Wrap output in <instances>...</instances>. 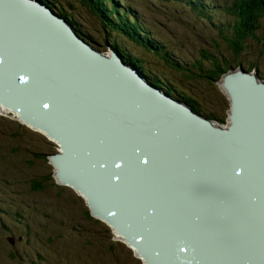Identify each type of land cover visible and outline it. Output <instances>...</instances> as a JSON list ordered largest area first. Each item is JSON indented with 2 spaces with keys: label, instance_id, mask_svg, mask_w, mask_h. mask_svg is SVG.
I'll return each instance as SVG.
<instances>
[{
  "label": "bare ground",
  "instance_id": "bare-ground-1",
  "mask_svg": "<svg viewBox=\"0 0 264 264\" xmlns=\"http://www.w3.org/2000/svg\"><path fill=\"white\" fill-rule=\"evenodd\" d=\"M19 2V0H0V113L12 115L15 111L16 116L17 114L18 116L23 115L27 121L36 120L44 123L45 128L51 132L58 131L56 135H51L49 131L22 121L33 131L50 136L49 139L59 145L61 151L58 152L60 155L56 160L58 164L68 161V156L72 158L71 154L77 151L79 154L82 151L81 147L87 148L94 154L99 145L96 141L97 138L90 136L92 133L82 131L79 123L75 122L82 123V117L79 114L62 113V119L59 117L57 113L59 104L77 103L85 109L97 107L91 110L102 111L98 113H103L105 111L103 108H105L107 109L105 117L103 118L99 114L97 118L102 119L106 124L111 121L124 122L125 127L120 129L121 132H127L132 137L135 136L136 130L144 131L150 122L159 126L174 121L176 118L191 121L187 116L180 117L181 115H178L181 109L177 107L179 102L166 103L155 97L154 94H150L151 92L149 93L146 89L134 86L136 82L124 72V70L127 73L131 72L128 68L130 64L121 59L118 68L112 53L110 55H112L113 63L106 64L95 59L98 51L88 43L93 55L96 54L94 58L90 57L92 61L88 59L83 63L68 61L69 52L77 54L75 51L77 40H70L71 48L67 43L65 32L59 29L46 15L47 10L40 6L35 7L33 2L26 6ZM39 8H43V10L41 11ZM26 32L33 36L28 41L25 55L21 51L23 55L20 56L17 43L22 40ZM112 51L116 50L113 48ZM48 55H51L50 57L53 59V64L50 65L48 71L52 75L61 76L57 79L47 78L44 76L45 73L40 74L37 67L38 64L46 62L45 58ZM23 60L27 61L26 64L32 68L25 69ZM74 74H78L76 78L67 77ZM51 82H56L53 84L54 89L51 85L49 86ZM140 82L142 83V81ZM57 83L81 85L82 89L80 88L79 91L82 92L83 98L77 96V98L61 99L59 97L61 86L57 87ZM38 84L39 88H37ZM146 84L148 87H152L151 84L149 85L147 82ZM227 86L230 93L227 89L225 90L228 97L231 98V103H233L231 93L233 91L236 93L238 104L236 123L237 130H239L237 133L250 132L249 135L253 136L251 139L236 137L234 145L231 148L228 145L229 151L227 152L222 146L218 148V145L217 149H214L216 134L205 130L206 133H210V144L207 143L203 150L206 159L201 173L196 172L188 178L179 179L176 184L174 180L180 175L176 170L192 167V164L180 163V167L177 164H162L155 158L143 155L142 163L146 164V171L151 174L139 178L137 184L145 188L144 192L147 191L150 184L155 185L157 194L152 195V198L149 193H143L146 198L152 199V205L158 208L150 213L152 218H156L155 214L158 215V218H154L155 222H152L154 227L157 226L153 230L148 219L141 218L140 215H129L127 219L129 223H127L114 218H111L110 222L93 214L94 218L105 221L114 230L118 240L124 241L129 248L131 247L136 258L141 259L142 263L144 261L146 264H178L174 261L179 258V254H173L172 248L175 252H182L184 249L188 254L187 256L185 254L188 264H253L252 260L264 258V254L262 255L259 251H256L252 257L249 252L251 248L255 247V249H264V91L255 88L251 81H242V78L240 81L230 78L227 81ZM91 87H94V90H89ZM96 91L107 94V97L99 98L98 96L101 95H98ZM69 92L75 96L81 95L74 90L69 89ZM167 94L168 96L165 95V98L170 97L171 99L172 96ZM78 100L82 102H77ZM126 101L130 103V112L125 107ZM142 102H147L148 106L150 105L152 108L146 110L148 112L139 111L138 103ZM232 109L234 111V107L231 105L229 114ZM191 117L194 118L195 115ZM196 118L200 124L201 122H210L209 118ZM18 119L21 120L20 117ZM252 121L254 122L252 123ZM86 124L90 125L88 122ZM207 124L215 132L219 129L227 130L231 124V118L229 117L228 123H223L224 125ZM169 133L176 136L168 137L166 141L185 140L186 145L180 146V151L185 152H191L189 141L194 140L197 143L202 136V134H197L193 138L191 134L185 132L186 137L184 138L177 135L179 130L171 128ZM82 135L87 136L81 138ZM143 142H149V140L144 137ZM121 145L123 146L122 142ZM213 151L214 158H211ZM220 154L225 158L221 159ZM54 165L56 166V164ZM56 169H58L57 166ZM137 170L138 167H135L133 172L136 177L139 174ZM201 175L210 176L208 181L214 184L216 192H207L203 187L197 188L194 181L197 176L201 178ZM182 177L185 176L182 175ZM64 183L60 184L75 188L89 205L86 194L74 185ZM219 183L223 185L218 186ZM177 185L181 188H178ZM196 191L200 192L197 197L204 198L203 202H207L208 208L218 211L215 219L213 214L202 208H199L194 215H190L191 208L189 209L188 205L190 200L187 198ZM183 198L186 199L183 200ZM214 199L225 200L217 206ZM134 207H137L140 213L144 212L143 206L134 205ZM183 214L188 217L184 219ZM193 217L203 222L205 227H193L196 225ZM185 227L191 232H184ZM209 229L210 238H202ZM198 232H200V237H191V234L196 236ZM162 243H165L166 250L161 255ZM141 249L146 253L144 256L140 253ZM233 258L234 261L231 262Z\"/></svg>",
  "mask_w": 264,
  "mask_h": 264
},
{
  "label": "rangeland",
  "instance_id": "rangeland-1",
  "mask_svg": "<svg viewBox=\"0 0 264 264\" xmlns=\"http://www.w3.org/2000/svg\"><path fill=\"white\" fill-rule=\"evenodd\" d=\"M42 2L71 22L79 36L103 55L109 56L113 48L123 49L126 56L137 55L136 64L147 83L156 80V84H150L175 99L187 101L214 125L229 121L231 98L222 85L224 74L244 69L264 83V20L250 35L255 38L238 41L243 48L245 44L238 57L219 33L220 27L226 28L232 20L224 11L232 0H202L216 11L210 27L184 12L176 0L121 2L122 7L130 6L144 28L169 50L167 59L154 51L143 52L125 36L106 31L81 0ZM201 51L214 57L202 59L210 67V74L221 69V74L211 81L188 77L195 73L191 60L198 58ZM126 56L123 59L128 63ZM175 56L187 62L179 64L180 72L172 69ZM167 93L164 94L168 96ZM13 112L0 113V264H146L118 240L105 221L94 218L87 200L75 188L60 184L63 182L51 160L61 151L59 145L50 136L27 127ZM213 188L210 182V192L215 191ZM12 255L17 258H10Z\"/></svg>",
  "mask_w": 264,
  "mask_h": 264
},
{
  "label": "water",
  "instance_id": "water-1",
  "mask_svg": "<svg viewBox=\"0 0 264 264\" xmlns=\"http://www.w3.org/2000/svg\"><path fill=\"white\" fill-rule=\"evenodd\" d=\"M22 5H28V4H34L35 7H43L47 11V16L50 18V20L55 21L58 26H60L62 29L68 32V29L63 24L67 25L68 27H71V29L74 32V29L72 26H69L68 22L62 18L61 16L54 13L47 5H45L40 0H19ZM24 3V4H23ZM43 8H39V10H43ZM51 11V12H50ZM49 12L54 16L48 15ZM36 28V27H35ZM44 31H46L44 29ZM76 35V34H75ZM33 36V34H32ZM29 33L26 32V35L22 38L20 42H18V50L20 52V56L23 54L25 55V50L27 49L28 41L32 37ZM78 39L80 37L76 35ZM68 41L67 43L72 48V43L70 40H74L69 33H68ZM81 40V39H80ZM82 41V40H81ZM77 41L75 51L77 54H73L72 52L68 53L67 60L72 62H80L83 63L86 59L92 61L90 57H95L96 54L93 55V51L89 49L88 46L82 45ZM22 51V53H21ZM115 59L117 52L111 51ZM116 54V55H115ZM83 55V56H82ZM51 56V55H50ZM50 56H46L45 60L46 62H42L37 65L39 68L40 74L45 73L44 76L47 78H54L57 79L58 77H61L59 75H52L49 73L48 69L50 68V65L53 64V59ZM82 58V59H80ZM112 55L106 56L103 55L100 52H97V57L95 59L102 61L106 64L113 63L111 61ZM48 60V62H47ZM121 60V59H120ZM120 60L115 59V63L117 64V67L119 68ZM24 66L27 68H32V66H28L26 63L27 61L23 60ZM130 68H134V66H130ZM123 70V69H121ZM135 73L129 72V75L132 77V79L136 82L134 86L140 87V89H146L149 91L150 94H154L155 97L165 101L166 103L170 102H179L178 100H172L165 98L164 92H159L157 87L154 86V84L149 83L150 86L148 87L145 81L142 79H139L137 77L138 72L134 70ZM124 72L127 74V71L124 70ZM78 74L69 75L67 77L69 78H76ZM230 78H235L236 81L242 78V81H251L255 88H260L264 91V83L257 80V76L252 73H248L244 70H236V71H230L227 72L222 79V85L225 89L228 90L230 93V90L227 86V81ZM40 81H43V79L39 78ZM142 81V83L140 82ZM44 82V81H43ZM145 82V83H144ZM56 82H51L49 86L51 85L52 89H54L53 84ZM247 84V83H246ZM56 86H61V89L59 91V97L61 99H66L68 97H74L77 98V96H80V98H83L82 92L79 91V89L82 87L81 85H67V84H61L57 83ZM39 88V84L38 87ZM156 88V90H155ZM70 90L76 91L78 94L81 95H72ZM82 89V88H81ZM89 90H94L92 87L89 88ZM142 90V91H146ZM79 91V92H78ZM159 92V93H158ZM100 94V93H98ZM101 96H98L99 98L107 97V94L101 93ZM122 96L121 94H119ZM232 101L231 105L234 107V111L232 109L231 113L229 114V117L231 118V124L228 126L227 130L219 129L218 131H214L212 128L208 127L207 122H201L198 123V118H205L202 115L198 114L197 112L193 111L190 107L184 105L183 103H180L177 105V107L181 108L178 113L180 117L187 116L191 121H185L182 120V118H176L174 121L164 123L162 125L157 126L155 123L150 122L148 123L147 127H145L144 131L138 132L139 130H136L135 136L132 137L127 132H121L120 129H123L125 127L124 122H114L111 121L109 123H104L102 119L97 118V115L101 114L103 118L105 117L106 110L103 108V113H98L102 111L97 110H91L95 109L97 107H89L87 109L80 107L79 104L73 103H64L63 105H60L57 107V113L59 117L62 119L61 114L62 113H77L79 116L82 117V123L79 121V125L82 127V131H87L90 134V136H93L94 138H97V142L99 143L97 150L95 153H91V151L87 150V148L81 147L82 151L75 152L74 154H71L72 158L68 156V161H64L60 164L57 163L56 160H58V155L55 154L54 158L52 159V162L56 164L57 166V172L56 175L60 182H65V184H72L76 188H78L80 191H82L84 194L88 196V203L89 206L92 205L91 211L102 218H105L106 220H111V218L117 219L122 222H127L129 215H140L142 217H146L148 219V222L150 224L151 229H155L157 226H153L152 222H155L154 218H152V215L150 213L154 210H157L158 208L154 205H152V199H148L145 197L143 193H149L150 197L152 198V195L157 194L155 185L150 184L149 187H147V191L144 192V189L142 185L137 184L139 183V178H144L145 176L151 174V172L146 171V164L142 163V156L145 155V157H152L159 161L169 164H177L179 167L181 166L180 163H190L193 166L192 167H184L176 170L177 174H180L177 176L174 180V183L176 184V181L179 179L188 178L189 176L194 175L196 172L201 173V168L203 167L204 160L206 157L203 155V150L207 143L210 144V133H206L205 130H208L209 132L212 131L213 134H216V145L214 149L220 148L221 146L229 151V148H231L234 144V139L236 137H243L246 140L251 139L253 136H250V132L237 133L238 126L236 123V115H237V109L238 104L236 100V93L233 91L231 93ZM112 99V98H111ZM110 99V100H111ZM77 102H82L78 100ZM87 104V103H85ZM125 107L129 110L131 109L130 103L127 101L125 104ZM150 105L148 106L147 102L138 103L139 111L142 112H148L146 110H150ZM102 108V107H101ZM152 108V107H151ZM195 115V117H191ZM20 118L22 121L28 122L29 124L36 126L38 128H41L43 130H46L47 132L49 129L45 128L44 123H40L36 120H26V117L23 115H20ZM194 119V120H192ZM193 121V122H192ZM255 121V120H254ZM252 121V123L254 122ZM74 122V121H73ZM86 122H88L90 125H87ZM251 123V124H252ZM150 124H153L150 126ZM158 124V123H157ZM109 127H112V129H109ZM114 128V129H113ZM167 128V129H165ZM175 129L176 131L179 130V133L177 135L186 137V133L188 132L191 134L194 138V136H197V134H202L200 136V140L195 143L194 140L189 141L190 142V150L191 152H185L180 151V146L186 145L185 140L175 142V141H166L168 137L176 136L169 133V130ZM51 135H56L57 131H49ZM236 132V133H235ZM87 136V135H86ZM86 136H81L86 137ZM144 137L149 140V142H143ZM60 138V137H57ZM85 139V138H83ZM229 140V141H228ZM121 142L123 143V146L121 145ZM228 145L229 148H228ZM79 149V148H78ZM210 149V148H209ZM210 159V154H209ZM211 158H214V151L213 156ZM220 158H225L222 154H220ZM138 167L137 177L133 175L134 168ZM62 168V169H61ZM142 172V173H141ZM185 173V174H183ZM143 175V176H142ZM185 176V177H182ZM138 178V179H137ZM208 178H210L209 175H201V178L196 177V180L194 181V184L197 186V188L203 187L206 189L207 192H210V183L208 181ZM137 179V181H136ZM223 184L219 183L218 186H221ZM178 188H181L177 185ZM217 187V186H216ZM216 188H213L214 190ZM218 190V189H217ZM216 192V191H215ZM200 192L196 191L191 197H188L187 199L190 200L189 209L191 208L190 215H194L198 211L199 208H202L204 210L209 211L211 214H213V218L217 216L218 211L212 210L208 208L207 202H203V199H199L197 196ZM203 193V192H201ZM120 199V201H119ZM186 198H183L185 200ZM215 204L218 206L220 202L222 203L225 199L220 201L219 199H214ZM134 205H141L144 207V212L140 213L139 209L137 207H134ZM264 206V204H263ZM156 218H158V215L155 214ZM184 219L188 217V215L183 214ZM155 218V219H156ZM196 217H193L194 225L193 227H199L203 228L205 227V224L201 222L199 219H195ZM157 221V220H156ZM111 222V221H110ZM186 226V223H185ZM210 227V226H209ZM184 232L190 233L191 230H188L186 227L183 229ZM202 231V230H201ZM197 232V231H196ZM204 234V233H203ZM200 237V232H198L195 235L191 234L192 238ZM210 238V229L203 235L202 238ZM152 238V235H151ZM201 238V239H202ZM187 239V238H185ZM189 240V239H187ZM11 241V239H10ZM165 242V241H164ZM162 250L161 255L166 250L165 243L161 244ZM256 248V247H255ZM251 248L249 252L251 253V257L256 254V251L261 252V254H264V249H255ZM173 254L178 253L179 258L177 260H173L174 262L178 264H188V261L185 258L186 251L183 249L182 252L173 251V248L171 249ZM140 253L144 256L145 251L141 249ZM188 254H186L187 256ZM263 258V257H262ZM258 258L252 260L253 264H264V258ZM262 259V260H261ZM261 260V261H260ZM234 261V258L231 262ZM172 263V260L170 261ZM194 263V262H193ZM153 264V263H152Z\"/></svg>",
  "mask_w": 264,
  "mask_h": 264
},
{
  "label": "trees",
  "instance_id": "trees-1",
  "mask_svg": "<svg viewBox=\"0 0 264 264\" xmlns=\"http://www.w3.org/2000/svg\"><path fill=\"white\" fill-rule=\"evenodd\" d=\"M126 1L127 0H81V4L100 21V24L106 31L116 32L117 34L125 36L131 40L134 45H139V49L143 52L148 53L154 51L156 55L161 56L163 54L164 59H167V55L170 54L169 50L157 42L154 34L144 28L138 16L134 14L130 6H121V2ZM176 1L184 8V12L210 27V20L213 18L216 11L206 7V3L202 2V0ZM224 11L232 17V20L226 23V28L220 27L219 33L221 38L228 43V48L233 55L238 57L245 49V44L243 48L238 45V41L247 40V38L251 37L250 35H253L258 27L262 25V20H264V0H232L230 4L228 3L224 6ZM70 24L73 26L71 22ZM74 31L78 33L77 35L79 36V32L76 28H74ZM253 37L255 38L256 36ZM115 50L122 56V59L124 55L126 56L123 49L115 48ZM126 57L128 58L127 62L133 64L139 70L140 66L136 64L137 55H135V57ZM213 58V56L210 57V53L201 51L198 58L191 60L195 73L192 72L194 75L191 74L188 77L194 78L197 76L211 81L210 78L213 80V78L219 76L221 74L220 68V71L213 70L210 74V67L204 65L202 61V59L212 60ZM175 59L176 63L172 62V69L175 72H180V70L173 65L187 62L176 56ZM216 66L219 67V64L217 63ZM149 82L156 84L157 81L149 80ZM183 101L188 105L187 101ZM188 106L198 113L193 105L189 104ZM9 257L17 258L15 255Z\"/></svg>",
  "mask_w": 264,
  "mask_h": 264
},
{
  "label": "flooded vegetation",
  "instance_id": "flooded-vegetation-1",
  "mask_svg": "<svg viewBox=\"0 0 264 264\" xmlns=\"http://www.w3.org/2000/svg\"><path fill=\"white\" fill-rule=\"evenodd\" d=\"M173 66H175V67H177V68H178V66H179V65H178V66H176V65L174 64Z\"/></svg>",
  "mask_w": 264,
  "mask_h": 264
},
{
  "label": "snow or ice",
  "instance_id": "snow-or-ice-1",
  "mask_svg": "<svg viewBox=\"0 0 264 264\" xmlns=\"http://www.w3.org/2000/svg\"><path fill=\"white\" fill-rule=\"evenodd\" d=\"M45 107H47V105H45Z\"/></svg>",
  "mask_w": 264,
  "mask_h": 264
}]
</instances>
